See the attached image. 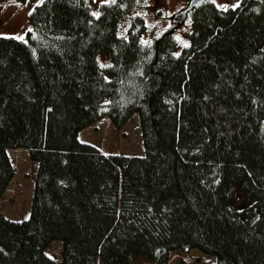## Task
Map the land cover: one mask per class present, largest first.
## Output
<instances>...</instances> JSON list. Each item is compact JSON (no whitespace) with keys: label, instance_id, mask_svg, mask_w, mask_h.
<instances>
[{"label":"trees","instance_id":"1","mask_svg":"<svg viewBox=\"0 0 264 264\" xmlns=\"http://www.w3.org/2000/svg\"><path fill=\"white\" fill-rule=\"evenodd\" d=\"M148 1L109 0L96 17L93 0H42L27 40L0 37V196L16 174L9 150L38 166L29 218L0 213V264H57L53 240L61 264H168L193 249L264 264V0L193 6L179 55L174 28L142 41L140 14L117 34ZM133 112L144 156L79 140Z\"/></svg>","mask_w":264,"mask_h":264},{"label":"rangeland","instance_id":"2","mask_svg":"<svg viewBox=\"0 0 264 264\" xmlns=\"http://www.w3.org/2000/svg\"><path fill=\"white\" fill-rule=\"evenodd\" d=\"M41 1L27 0L24 3H19L17 0H0V37H14L21 41L27 40L26 33L32 28L29 15L32 9ZM108 1L93 0L94 3L90 6L91 13L97 17L100 5ZM210 1L213 2V0ZM190 2L191 0H149L147 10L131 12L120 22L117 34L126 36L130 19L140 14L146 24L142 41L150 42L152 39L161 36L166 29L174 28L178 44L173 53L179 55L185 44H190L189 36L192 31V20L189 13L183 18L182 23H175L173 18L186 9ZM239 2L240 0H215L213 3L218 8L225 10L236 8ZM20 37H23V39ZM97 56V61L101 66L104 68L109 67L111 61L109 51H102ZM106 59L107 62L103 63ZM104 77L110 79V74L105 71ZM79 140L93 144L107 154L145 155L138 112H133L127 123L120 129L111 126L109 120L101 119L91 126L81 129ZM8 153L14 161L16 174L8 193L0 196V213L8 220L20 222L30 216L38 166L37 162L29 155L28 149L18 148L9 150ZM61 248L62 242L60 240H53L46 248L48 255L57 264H61ZM170 257L168 264H215V257L203 255L195 249L189 254L176 251L171 253ZM130 261L132 264H152V260L143 254H131Z\"/></svg>","mask_w":264,"mask_h":264},{"label":"water","instance_id":"3","mask_svg":"<svg viewBox=\"0 0 264 264\" xmlns=\"http://www.w3.org/2000/svg\"><path fill=\"white\" fill-rule=\"evenodd\" d=\"M204 0H191L190 4L188 5V7L184 10H182V12L176 14L173 18L175 23H182L183 22V18L186 16L187 12L193 8V6L202 3Z\"/></svg>","mask_w":264,"mask_h":264},{"label":"snow or ice","instance_id":"4","mask_svg":"<svg viewBox=\"0 0 264 264\" xmlns=\"http://www.w3.org/2000/svg\"><path fill=\"white\" fill-rule=\"evenodd\" d=\"M112 3H115V0H111ZM213 2H215V0H213ZM226 10V9H225ZM21 39H23V37H20ZM188 45L185 44V47H187Z\"/></svg>","mask_w":264,"mask_h":264},{"label":"crops","instance_id":"5","mask_svg":"<svg viewBox=\"0 0 264 264\" xmlns=\"http://www.w3.org/2000/svg\"><path fill=\"white\" fill-rule=\"evenodd\" d=\"M101 150V149H100Z\"/></svg>","mask_w":264,"mask_h":264}]
</instances>
